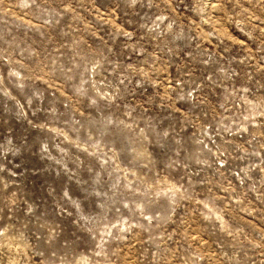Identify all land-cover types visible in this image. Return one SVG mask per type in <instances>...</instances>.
Segmentation results:
<instances>
[{"label": "rangeland", "instance_id": "374dc122", "mask_svg": "<svg viewBox=\"0 0 264 264\" xmlns=\"http://www.w3.org/2000/svg\"><path fill=\"white\" fill-rule=\"evenodd\" d=\"M0 264H264V0H0Z\"/></svg>", "mask_w": 264, "mask_h": 264}]
</instances>
